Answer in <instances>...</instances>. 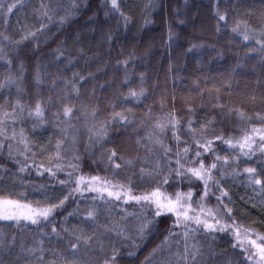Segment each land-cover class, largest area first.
<instances>
[{
  "label": "trees",
  "instance_id": "trees-1",
  "mask_svg": "<svg viewBox=\"0 0 264 264\" xmlns=\"http://www.w3.org/2000/svg\"><path fill=\"white\" fill-rule=\"evenodd\" d=\"M117 6L0 0V200L27 206L17 214L53 209L37 224L0 219V264H264L244 250L264 236V0ZM201 162L216 164L202 201L204 182L175 171ZM157 187L173 199L191 191L189 215L240 228L244 248L233 231L188 221L197 230L182 259L185 229L172 213L141 234L155 206L125 193Z\"/></svg>",
  "mask_w": 264,
  "mask_h": 264
},
{
  "label": "snow or ice",
  "instance_id": "snow-or-ice-1",
  "mask_svg": "<svg viewBox=\"0 0 264 264\" xmlns=\"http://www.w3.org/2000/svg\"><path fill=\"white\" fill-rule=\"evenodd\" d=\"M112 3V7L114 9H116L117 6V0H111ZM12 7H15V5H11L9 6L8 10L11 11ZM45 16L48 15L47 12L44 13ZM220 19H224L223 16L220 17ZM29 35H34V33H29ZM27 38V37H25ZM249 37L247 35L244 36V39L247 40ZM130 95H137V93L132 92L130 93ZM71 109L70 108H66L65 109V115L70 114ZM8 114L5 113V116H7ZM36 115H42L40 106L37 105L36 106ZM117 116H120V119H125V117L121 116L120 114H116ZM191 123V122H189ZM260 130L258 129H253V133L259 132ZM177 140H179V137H176ZM222 139V138H221ZM252 139L251 136H246L244 138V142L240 143V147L241 149H243L245 147V145H247L249 148H251V144L248 143L250 140ZM261 140L264 141V135L261 136ZM225 143H228L229 145L232 144V142L230 140H225ZM211 144L212 141H208L207 146H202L204 147L205 151H209L211 149ZM59 147V145H58ZM189 151V149L185 148L184 149V153L187 154V152ZM245 155H247L248 153H244ZM114 155V153H113ZM179 155V153H178ZM201 155V153L199 151L196 152V156L199 157ZM217 159H220L219 157H217ZM177 164H180V161L177 160ZM117 167H119V165H117ZM181 168L183 167V165L180 166ZM216 168V164L213 163L210 165V167L208 169H205L204 164L201 162L199 168H188L186 170V172H181L179 169H176V174L177 176H181V175H186L187 173H191L192 176L196 177L197 179H200L204 182V193L203 196L201 197V201L204 199V197H206L208 195V189H209V185H208V181L212 179L211 176V169ZM24 169L22 168L21 171H23ZM50 171V170H49ZM246 172H248L249 175V183H255V184H260L261 181L258 179H254V177L252 176V174L255 172V169L252 168H248L245 169ZM100 178L99 177H91L90 180L88 181L90 187L89 190H94V191H101V189L98 188H92L91 187V183L93 182H97L99 181ZM85 177L81 176L79 178L78 183L79 184H83L85 183ZM61 183H63V181H61ZM104 183H107V181H104ZM163 184L168 183V179L165 178L164 181L162 182ZM80 188H77L76 191H80ZM103 191H107V189H103ZM259 191H264V188L260 189ZM109 196H115L116 199H121V194L119 192L117 193H113V192H108ZM192 192L189 191L187 193H180V192H176L175 193V198L173 199L172 197H169L167 195H164L161 193L160 188L157 187L155 190H153L150 193H147L145 195L142 196H133L130 194V191L125 193L126 196V200L125 202H127V200H134L137 204L141 203L142 201L145 202V206H151L154 205L155 206V210L153 212V219L152 220H145L143 223H141L138 226V230L141 234H143L145 232V230L148 228V226L150 224H152L155 220V217H160L162 215H165L167 213H172L173 215L176 216V221H175V226L179 227V226H183L185 231L182 233V235L184 236L185 240V249H184V256L182 257V259H185L189 253V247H188V237L190 236L191 233L195 232L197 229H192L189 228L188 226V221H192L194 222L196 225H203L205 230H209V231H233L236 235L237 241H238V245H233V247H237L240 246L242 248H244V244L245 241L241 240L240 238V228L238 227H234V225H229V224H221L220 220H216L215 224L213 223H209L207 219H201L199 216H190L189 212L192 211L191 209V205L187 203V201H190L192 198ZM227 193L226 192H222L221 196H226ZM67 199V198H65ZM217 200L220 201L221 197H217ZM199 203V202H198ZM61 204H63V201H61ZM27 206L24 205H20L17 201H12V200H0V219H4V220H19L21 218V216H23L24 219L30 220V222L32 224H37L39 223V219L40 217L47 219L49 214L51 213V211L53 210L52 208H44V209H28V213L27 214H17L14 211H12V209H19V208H24ZM53 207H58V206H53ZM226 208V206H225ZM228 214H231V209H227ZM201 211H203V208H201ZM207 215L209 216H213L212 210L209 209L207 211ZM88 216L89 217H93L94 216V212L89 211L88 212ZM213 218H215L213 216ZM56 230L53 229V232H55ZM245 234L246 237L247 235H249L248 231L245 230ZM169 235H172V233L170 232ZM168 238L166 237L165 239V243L167 242ZM257 240L262 241V243L258 244ZM257 240H246L247 244H249L251 246V248H244V250L246 252H249V256L248 259H253L254 257L258 256L261 260H264V236H257ZM79 241V238H78ZM84 243H88L87 240L84 241ZM77 247V244H72V248L75 249ZM193 249H195V245L192 246ZM254 248L255 252H252L251 249ZM193 257L195 256V252L193 251L192 253Z\"/></svg>",
  "mask_w": 264,
  "mask_h": 264
},
{
  "label": "rangeland",
  "instance_id": "rangeland-1",
  "mask_svg": "<svg viewBox=\"0 0 264 264\" xmlns=\"http://www.w3.org/2000/svg\"><path fill=\"white\" fill-rule=\"evenodd\" d=\"M12 211H13V209H12ZM213 215L214 216H217V215H215L214 213H213ZM210 222H212L211 220H210ZM245 241H246V239H245ZM258 257V256H257ZM258 259L260 260V261H263V263H264V260H261L259 257H258Z\"/></svg>",
  "mask_w": 264,
  "mask_h": 264
}]
</instances>
